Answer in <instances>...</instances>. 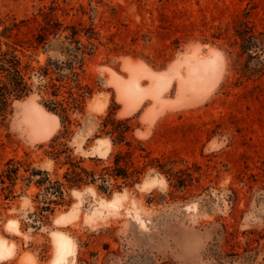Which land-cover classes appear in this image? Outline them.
I'll return each mask as SVG.
<instances>
[{"label":"rangeland","instance_id":"1","mask_svg":"<svg viewBox=\"0 0 264 264\" xmlns=\"http://www.w3.org/2000/svg\"><path fill=\"white\" fill-rule=\"evenodd\" d=\"M5 27L22 45L31 92L0 113V170L22 164L11 197L0 190V264H52L53 234L75 249L67 264H264V0H0ZM239 34L253 39L243 48ZM213 52L216 82L186 88L189 65ZM47 64L59 68L60 95L76 83L89 90L69 124L46 109L61 99L45 94ZM35 109L48 116L43 132L28 125ZM107 117L129 120V146L104 135ZM54 138L88 170L117 151L141 164L143 149L186 173L169 182L147 169L110 193L100 182L69 189L68 205L39 223L43 197L29 174L63 181L47 154Z\"/></svg>","mask_w":264,"mask_h":264},{"label":"trees","instance_id":"2","mask_svg":"<svg viewBox=\"0 0 264 264\" xmlns=\"http://www.w3.org/2000/svg\"><path fill=\"white\" fill-rule=\"evenodd\" d=\"M17 25H13L16 28ZM8 27L3 28L0 33V113L6 114L11 103L15 100H20L28 96L31 92L30 85L26 78L27 72L30 70L28 63H23L21 56L23 55L21 49L22 45L17 40L8 41L10 39ZM7 40L2 42L1 39ZM239 38L243 44H248L253 39L252 35L246 36L239 34ZM45 41L44 38H40L36 43L41 44ZM5 46V50L2 46ZM21 48V49H19ZM244 48V47H243ZM82 66V62L79 63V68ZM59 68L53 64H47L45 67L39 69L41 78L45 79L44 90L45 94L56 98L61 96L60 100L52 99L50 105L46 106V109L54 113L60 120L61 124H69L68 112L70 110L76 111L83 105L84 100L89 95L88 88H82L78 83L66 93V97L60 95L59 91L65 89L64 83L61 79L53 77L55 71ZM68 71L70 77L75 79L78 74L71 64L68 65ZM77 82V81H76ZM58 83V84H57ZM129 120L115 121L112 117H107L103 120L102 128L104 135H108L111 138L113 145H118L126 142V136L131 131L128 126ZM67 127L65 128V133ZM58 138H54L51 141L50 151L47 154L60 167H65V171L62 174L63 181H51L46 172L42 171H30V178L38 177L35 181V185L39 188L42 195V207L39 208V216L37 219L39 223H43L47 219V215L54 212L55 207L68 205L69 202L65 201V194L69 189H80L84 186L95 185L96 182H100L97 187L98 190L104 193H110L113 189H121L122 187L132 188L134 185L140 183L142 176L147 169H154L159 174L164 175L168 181L174 179L176 173H186L185 170L173 172L171 169H167V161L161 158H153L149 153L143 149H136L143 156V162L138 164L134 162L131 152L117 151L113 156L111 163L102 167L99 171L88 170L82 166L80 160L71 158L69 152L65 148V145L57 143ZM129 146V145H127ZM22 164L13 159L8 160L4 164V168L0 170V190L8 191L5 198H9L12 195V188L19 177V170ZM28 170H26L27 172ZM190 181L192 175H188ZM29 182V179L27 180ZM176 188H183L184 182L175 181L172 185Z\"/></svg>","mask_w":264,"mask_h":264},{"label":"bare ground","instance_id":"3","mask_svg":"<svg viewBox=\"0 0 264 264\" xmlns=\"http://www.w3.org/2000/svg\"><path fill=\"white\" fill-rule=\"evenodd\" d=\"M219 55L218 53L216 52H213L211 53V56L209 58H203V59H196L194 61V63H191L189 65V68H188V82H189V85L188 87L186 88H190V89H203L205 88L206 86L208 85H211L213 83L216 82L219 74H220V69H219V66L218 64L220 63V59L218 58L217 55ZM196 57V56H195ZM200 57V56H199ZM208 57V56H207ZM127 59V58H126ZM129 61V60H127ZM193 61V60H192ZM125 64V63H124ZM138 65V64H137ZM137 67V66H136ZM143 65L140 66V68H142ZM146 70V67H144ZM177 70V69H176ZM145 75V74H144ZM150 75V74H148ZM147 76V75H146ZM153 76V75H152ZM157 76V75H156ZM155 76V78H157ZM151 77V75H150ZM118 79V78H117ZM161 79V78H160ZM182 79V78H181ZM185 80V78H184ZM157 81V80H156ZM183 80H181V83ZM187 81H185L187 83ZM131 82V81H130ZM136 82V79L135 81ZM180 83V85H181ZM186 83H185V86H186ZM116 86V85H115ZM136 86V85H135ZM129 87V86H128ZM133 88V87H132ZM131 87H130V90L128 91H131L133 90ZM123 89V88H122ZM127 89L129 88H126L124 90L127 91ZM135 89L133 90L134 92H136ZM125 91V92H126ZM132 91V92H133ZM139 91V90H138ZM191 91V90H190ZM141 93V92H139ZM138 93L137 96H140ZM193 93V91H192ZM132 94V93H131ZM134 95V93H133ZM132 95V96H133ZM131 97V96H130ZM127 98V97H126ZM123 99V98H122ZM125 99V98H124ZM132 99V98H131ZM127 100H129V98H127ZM133 100V99H132ZM132 102V101H131ZM130 102V103H131ZM134 102V101H133ZM132 104V103H131ZM42 108V107H41ZM51 114V113H50ZM54 118V121L56 122L57 124V118L56 116H54L52 114V116ZM29 122H28V125L31 126L30 129H34L36 131H39V132H43L47 129L48 127V116L46 114L45 111H42V110H38V109H35V111L33 113L30 114V117H29ZM34 133V132H33ZM39 134V133H37ZM36 134V135H37ZM35 135V136H36ZM40 135V134H39ZM38 135V136H39ZM34 136V137H35ZM44 136V135H43ZM37 137V136H36ZM45 137V136H44ZM41 138V137H40ZM53 242L55 244V257L52 261V264H62V263H66V260H67V257L70 256V255H74L75 253V249L70 241L69 238L63 236V235H57V234H53Z\"/></svg>","mask_w":264,"mask_h":264}]
</instances>
